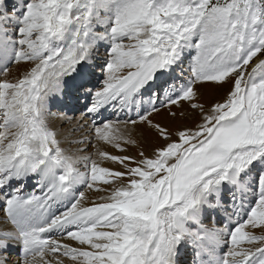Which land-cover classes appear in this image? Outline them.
<instances>
[{
	"label": "snow or ice",
	"instance_id": "1",
	"mask_svg": "<svg viewBox=\"0 0 264 264\" xmlns=\"http://www.w3.org/2000/svg\"><path fill=\"white\" fill-rule=\"evenodd\" d=\"M0 210V264H264V0H0Z\"/></svg>",
	"mask_w": 264,
	"mask_h": 264
},
{
	"label": "rangeland",
	"instance_id": "2",
	"mask_svg": "<svg viewBox=\"0 0 264 264\" xmlns=\"http://www.w3.org/2000/svg\"><path fill=\"white\" fill-rule=\"evenodd\" d=\"M185 67H187V63L185 64ZM13 70L15 71V69H13ZM14 71H13L14 74H12L11 78L12 77L15 78V72ZM177 83H179V82H177ZM225 91H226V89H218V90L217 89H204V90H202V92L204 93V97L203 98H204L205 101L210 103V102H213L215 100L221 99L223 97ZM145 99H147V97H145ZM161 99H163V96H161ZM62 108H63V110L61 109V110H57V111H53L52 108H51V111H52L53 115H56V114L61 113V112H66L68 114V116H70V117L74 116L75 118L78 116L79 119H81L82 113L84 112L83 101H81L80 103H63V107ZM173 110H176V109H173ZM103 115H104V117H106L108 119H111L113 121H115L117 119V116H119L120 119H127V116H123V115H121L119 113L117 114V116L111 115V110H109L108 112H105ZM164 115H165L166 118L163 117ZM99 119H101V118H97L98 121H99ZM152 119L154 121H159V122L164 123V124H168L169 123V120H168V117H167V113H166V111L164 109H161V112L159 114H153ZM183 123L191 124L192 121H191V119H188V120L183 121ZM66 126H67V124H63V126L61 128L64 129ZM67 131L68 130L65 129L64 132H65L66 136L65 135L64 136H60V138H61V140H66V142H64V147L74 149L75 145H69L68 141H72L73 140V137L75 136L74 135L75 132H67ZM134 131H135V134H136L138 139H143L140 136V134L143 131V129L136 128ZM84 134H85V136L83 138H86L87 132L84 133ZM65 138H68L69 140H67ZM147 142H148L147 140H144L141 146L142 147L147 146ZM90 151H91V149H90ZM109 151H114V150L113 149H109ZM131 151L135 152V151H137V149L132 148ZM108 166H111V165H108ZM92 199L95 200L96 197L93 196ZM218 215H219V217L221 216V218H223V217L226 216V213L223 210H221ZM256 234L259 235L260 233L257 231ZM10 259L12 260V257ZM185 259H187L190 262L191 261V256L189 255ZM16 260H17V258H16ZM11 264H12V262H11Z\"/></svg>",
	"mask_w": 264,
	"mask_h": 264
},
{
	"label": "bare ground",
	"instance_id": "3",
	"mask_svg": "<svg viewBox=\"0 0 264 264\" xmlns=\"http://www.w3.org/2000/svg\"><path fill=\"white\" fill-rule=\"evenodd\" d=\"M14 71V70H13ZM15 72V71H14ZM14 74V73H13ZM11 78V77H10ZM11 79H14L13 77ZM63 104L61 103H57V102H53L52 104V110L53 111H57V110H63ZM165 117V115L163 116ZM166 118V117H165ZM81 119H79V117L77 116L76 117V120H74L72 123H65L63 120L61 119H58L56 115H53L51 120H50V123L51 125L59 132L60 136H64L65 135V132L64 130L67 129L68 131L67 132H72L71 129L72 128H75L77 127V124L80 122ZM63 124H67V126L62 129L61 127L63 126ZM91 127V124L89 123V128ZM87 132V136H86V139L90 138V133H89V130L88 128H83V129H79L77 131H75V136L73 137V140H76L78 138H82L85 136L84 133ZM69 134V133H68ZM66 136V135H65ZM69 138V137H68ZM68 138H65L67 140H69ZM63 142H66V140H62ZM146 147V146H145ZM110 149V148H109ZM30 190V189H29ZM221 218V216H220ZM4 227H10V225H8L5 221H4V212L3 210H0V228H4ZM13 252V251H11ZM9 255V253H8ZM12 257V264H16V256H14L12 253L10 255V258Z\"/></svg>",
	"mask_w": 264,
	"mask_h": 264
}]
</instances>
